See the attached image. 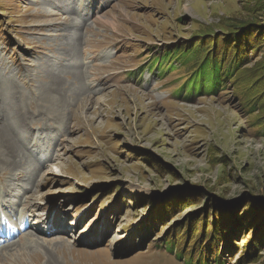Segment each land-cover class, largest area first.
<instances>
[{
  "label": "rangeland",
  "instance_id": "374dc122",
  "mask_svg": "<svg viewBox=\"0 0 264 264\" xmlns=\"http://www.w3.org/2000/svg\"><path fill=\"white\" fill-rule=\"evenodd\" d=\"M0 129V264H264V0H0Z\"/></svg>",
  "mask_w": 264,
  "mask_h": 264
},
{
  "label": "bare ground",
  "instance_id": "6f19581e",
  "mask_svg": "<svg viewBox=\"0 0 264 264\" xmlns=\"http://www.w3.org/2000/svg\"><path fill=\"white\" fill-rule=\"evenodd\" d=\"M100 19H102V18H100ZM102 22H103V24H109L110 26H113L114 24L112 23V21H109L108 19H106V18H104V19H102ZM116 22V21H115ZM56 80V79H55ZM58 81V80H57ZM3 137V139H5V140H9L10 138H9V136H8V134L4 131V129H0V137ZM2 139V138H1ZM9 143H11V142H9ZM50 150V149H49ZM27 219H24L23 221H22V223L24 222V223H27ZM22 223H21V225H22ZM28 224V223H27ZM36 224V223H35ZM15 226V225H14ZM16 228V227H15ZM25 228H28V229H30V227L29 226H27V225H25ZM36 229H41L40 228V226L38 225V226H36ZM18 230V231H17ZM17 230H16V232H18V233H20V230L21 229H18L17 228ZM0 237H3L2 235L0 236ZM59 240V239H58ZM52 241V240H51ZM54 241V240H53ZM52 243H54V244H52ZM61 243H64V241H55V242H51V243H49V247H51L52 249H54L58 244H61Z\"/></svg>",
  "mask_w": 264,
  "mask_h": 264
},
{
  "label": "trees",
  "instance_id": "16d2710c",
  "mask_svg": "<svg viewBox=\"0 0 264 264\" xmlns=\"http://www.w3.org/2000/svg\"><path fill=\"white\" fill-rule=\"evenodd\" d=\"M216 57H217V56H216ZM216 57L214 58L215 61L217 60ZM235 57H236V62H237V63H239V62H240V59L242 60V58H243L242 55H240L239 53L236 54ZM215 61H214V62H215ZM216 62H217V61H216ZM237 63H236V64H237ZM218 65H220V64H219V63H216V64L214 63L215 71H216V73H217V74L215 75V78H216V79L219 81V83H220V79H221V76H220L221 68H220ZM211 70H214V69H213L212 67H211V68L209 67V72H210ZM217 263L220 264V262H217ZM203 264H206V262L203 263Z\"/></svg>",
  "mask_w": 264,
  "mask_h": 264
}]
</instances>
